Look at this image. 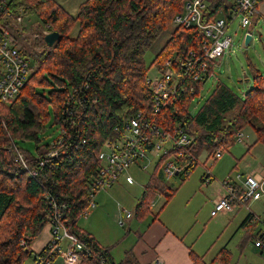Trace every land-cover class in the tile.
Segmentation results:
<instances>
[{
  "label": "trees",
  "instance_id": "trees-1",
  "mask_svg": "<svg viewBox=\"0 0 264 264\" xmlns=\"http://www.w3.org/2000/svg\"><path fill=\"white\" fill-rule=\"evenodd\" d=\"M184 1L87 0L74 18L54 0H23L26 15H37L60 38L53 47L35 42L30 54L34 69L27 84L11 105L0 103V264H25L32 244L54 219L83 243L82 264H116L110 249L102 247L79 222L87 209L89 183L100 168L98 155L108 140L120 137L129 118L141 115L173 132L183 128L195 137L188 149L193 158L206 152L208 159L218 150L226 151L235 143L236 133L249 126L255 130V144H264V73L254 68L253 86L243 99L219 81L192 115L190 105L203 86L195 84L192 92L188 81L182 80L176 95L155 112L147 83L150 68H161L168 60L177 68L176 60H184L203 43L199 30L179 27L170 32L152 64L145 62L146 51L172 25ZM225 3L217 0L211 13ZM76 24L79 34L72 38ZM51 121L67 134L62 146L40 140ZM32 141L37 144L36 154L19 147L20 142ZM14 145L24 154L29 171L15 160ZM50 152L57 156L48 158ZM41 160H48L44 169L38 165ZM161 164L138 202L133 214L137 220L152 215L151 203L157 194L168 203L177 192L161 182L157 174ZM197 167L181 177L187 179ZM252 223L256 222L249 214L242 227ZM253 239H264L262 230ZM46 250L47 246L39 255ZM190 258L193 264H211L194 252ZM215 261L229 264L231 253L224 248ZM120 264L139 262L127 251Z\"/></svg>",
  "mask_w": 264,
  "mask_h": 264
},
{
  "label": "built area",
  "instance_id": "built-area-1",
  "mask_svg": "<svg viewBox=\"0 0 264 264\" xmlns=\"http://www.w3.org/2000/svg\"><path fill=\"white\" fill-rule=\"evenodd\" d=\"M216 1L185 0L182 11L174 17L172 26L175 29H197L202 34L203 43L198 51H189L184 60H176L177 68L173 60H168L157 69L156 76H148L147 83L154 97L155 112L160 111L161 105L176 95L182 80L188 81L192 92H195V84L204 85L214 66L221 64L223 56L231 49L233 37L229 35V29L236 21L238 29L247 30V37L251 27L262 18L259 6L264 0H227V4H223L212 14L210 10ZM27 17L23 0H0V103L6 106L11 105L20 96L34 69V61L30 56L34 49L32 44L30 48L26 47V39L30 33L29 28L24 25ZM50 33V26H44L41 33H35L34 41L45 43V38ZM124 125L120 137L108 140L98 155L100 168L96 177L89 183L88 205L82 218H88L90 212L97 208L98 194L114 187L121 177H124L129 185L134 184L129 170L137 166L139 170L146 172L152 163L149 162L151 157H159L155 167L160 161L164 162L162 176L166 179L185 176L190 173L191 168L200 165V157L193 158L188 152L195 137L187 134L183 128L176 127L173 132L159 124L145 121L141 115L127 119ZM59 133V138L51 142L53 146H62L66 141V132ZM235 141H243L242 131L236 133ZM167 144H170V147H167ZM162 151L164 153L161 155ZM14 153L15 160L29 171L24 154L17 145H14ZM64 153L65 151L62 152ZM223 153V150H218L206 161H219ZM56 156V152L48 154V158ZM47 163L48 160H41L38 165L40 169H44ZM30 173L37 176L36 171ZM206 179H209V176ZM224 188L227 194L214 201L211 217L232 212L235 204L248 206L250 202L261 200L264 196V175L252 173L247 176L243 191H240L231 179L224 182ZM121 210L117 224L126 227V221L131 219L133 214ZM253 220L261 223L264 233V218L253 215ZM48 225L51 227V240L46 253L38 255L34 264H53L58 258L63 260V264H82L80 252L84 249L83 243L70 234L58 219L52 220ZM254 242L255 247L263 252L264 239H256ZM64 243L66 244L63 245ZM151 264H164V261L157 256Z\"/></svg>",
  "mask_w": 264,
  "mask_h": 264
},
{
  "label": "rangeland",
  "instance_id": "rangeland-1",
  "mask_svg": "<svg viewBox=\"0 0 264 264\" xmlns=\"http://www.w3.org/2000/svg\"><path fill=\"white\" fill-rule=\"evenodd\" d=\"M24 25L30 30L26 39L28 42L26 47L30 48V44H32L33 49H36L34 35L36 32L41 33L44 25L35 14L27 17L24 21ZM238 28V22L236 21L229 29V35L233 37V45L223 56L221 64H216L214 66L213 72L204 83L199 96L196 97L190 105L192 115H196L198 113L199 109L212 94L217 82L221 81L226 84L240 98L243 99L245 93L253 86L252 69L254 68L259 72L264 73V26H261V31L255 29L254 39L249 46H246L245 44L247 30H241ZM173 30H175L174 26L170 25L166 31L160 34V39L146 51L145 62L148 66L152 64L156 55L166 45L167 42L165 44L163 42L164 38H168V35L170 36V32ZM260 34L262 35L261 37ZM157 69V66L153 65L152 68H150L148 75L153 78L157 74ZM53 123L54 122L51 121L47 125L45 132L40 136V140L45 144H49L57 140L60 136L58 127L56 125L54 126ZM254 125H258V122L255 121ZM252 132L253 131L251 129H247L246 135L249 136L250 140L253 137ZM36 146L37 144L35 141L19 143V147L31 150L35 154ZM258 146L259 147L255 151L253 150L251 153H248L246 150L247 148L245 149L244 145L236 142L231 150V153L235 156L236 160H234L231 165L228 159L230 157L228 152L223 154V158L220 161H214L213 159L206 161L208 153L204 152L200 156V165L195 169L189 178H183V180L181 177H173L171 179L163 177L162 170L164 162L161 164L159 170H157L158 176L161 175L163 178L161 180L163 184L171 189L179 190L174 198V203H172L171 206H167V209L164 210L165 212L163 211L164 213L161 216V219L164 221V218L166 217L167 219L173 214V212H182L184 214L189 213L188 217L190 225L188 229H190L191 232L190 237L193 239L200 237L198 240L200 248H197L196 246V251L199 253V256L206 255V261L211 264L214 262H212L214 257L216 258L221 249L224 247H227L228 251L231 253V262L229 264H264V251L262 252L261 249L256 248L255 242H251L252 229L241 230L239 228L240 224L243 223L242 221H244V217L248 215L250 207L253 206V210L255 211H261L264 209L260 202L252 203L251 206L246 207L237 205L238 209L234 213L237 214L236 219L227 228L219 229L218 227H214V225L219 224L222 219L211 218L213 203L216 198L220 196L219 193L221 191L225 194L224 182L229 180V176H232V179H235L239 174L237 171H243L244 162L246 160H249L250 158H264V145L260 143ZM167 147H170V144H167ZM163 153L164 151L161 152V155ZM158 160L159 157H151L149 162L152 161V163L146 172L139 170L137 166H134L129 170V175L133 178L134 185H129L125 182L124 177H121L119 182L113 188L105 190L104 192L102 191L103 193H106V191L112 190L109 194H107V199L115 205L117 212L116 217L119 215V208L135 214L138 202L144 193L145 187L150 182V177L154 173L155 164ZM259 163L260 162L257 161L254 165L257 166ZM208 176L209 179H206ZM194 196L197 199H194ZM154 200L155 202L152 208V214L156 215L160 209V205L166 202V197L157 194ZM202 200L211 202L212 207L204 210L201 208L199 212H195L196 210H194V208L197 207L198 203H201ZM262 201H264V199ZM107 215L109 218L114 217L109 211H107ZM262 217H264V215H262ZM84 219L87 218H81V220ZM90 220L91 221L88 227L96 228L94 220L92 218H90ZM132 220L133 219H129L126 221L127 227L130 222H136L135 230L142 228L140 227L141 224H139L140 220L136 219L137 221L135 220L133 222ZM84 223H86V221H83V223L81 222L82 225ZM255 224L258 225L256 232L260 231L262 229L261 223L256 222ZM105 226L113 228V225L109 221L105 223ZM114 226L123 232H128L129 229V227H126L125 229L121 228L117 222ZM215 228L218 229L216 230ZM208 238L209 240H212H210L207 244L209 248H205ZM213 264L220 263L215 261Z\"/></svg>",
  "mask_w": 264,
  "mask_h": 264
},
{
  "label": "crops",
  "instance_id": "crops-1",
  "mask_svg": "<svg viewBox=\"0 0 264 264\" xmlns=\"http://www.w3.org/2000/svg\"><path fill=\"white\" fill-rule=\"evenodd\" d=\"M54 1L57 4H59L68 14L76 18L79 14L80 6L83 3H85L87 0H54ZM259 10H260L262 18L260 17V19H258L256 23L251 27L250 44L252 40L254 39V33L256 31L255 29H258L261 31L260 29L261 26L262 27L264 26V20H263L264 1L260 4ZM27 16L29 17L31 15H27ZM78 34H79V25L76 24L74 29L71 32V37L76 38ZM261 36L262 35L260 34V37ZM169 39H170L169 35H168V38L166 39L164 38L163 40L164 44ZM247 129H251L253 131L252 132L253 137L251 140L249 139V136L246 135ZM242 133H243V141L240 144L244 145L245 149L247 148L246 150L248 153H251L253 150L255 151L259 147L258 146L259 144H255L257 137H256L254 128L249 126L245 128L242 131ZM235 143L233 144L232 147H229L223 153L225 154V152H228L230 156L228 158L230 161V165L233 163L234 160H236L235 156H233L231 153V150L234 147ZM257 161L260 163L257 166H255L254 164ZM237 173L239 174L235 179H232V176H229L230 177L229 179H231L232 182L238 186L240 191H243L244 182L247 176H250L252 173L264 175V158H257V159L250 158L249 160H246L244 162L243 171L238 170ZM181 179L183 180L182 177ZM111 191L112 190L106 191V193H103L104 192L103 191L98 194L97 199H96L97 208L90 212V215L88 216L87 219L81 220L79 222V226L82 229L86 230L87 232L91 233L102 247L110 249V254L112 255L116 264H120L122 262V260L124 259L125 253L127 251H132L136 259L138 260L139 264H151L157 256L163 259L164 264H193L190 258V253L194 252L195 254H198L199 256V253L196 251V246L197 248L199 247L198 240L200 239V237H196V239H193L190 237L191 232H190V229H188L190 225L189 217H188L189 213L184 214L182 212H173V214L167 219L165 217L164 221L161 219V216L165 212L164 210L167 209V206H171V204L174 203L175 201L174 198L179 190H177L173 198L170 199L168 203L166 201L160 205L159 207L160 209L157 213L158 214L157 217H155V215L152 214V215L145 217L143 220L139 221L140 222L139 224H141L140 227H142L141 229L135 230L136 222H133V221H135L136 218L132 217L131 219H133L132 220L133 223L130 222V224L128 225L129 227L128 232H123L114 226V224L117 222L118 216L116 217L117 212H116L115 205L113 204V202L107 199V194H109ZM223 194L224 192L221 191L219 193L220 196L216 199H221L225 197L227 194L226 190H225V194L224 195ZM194 199H197V198L194 196ZM263 199H264V196L259 201L250 202L248 206H251L252 203L260 202L261 205L264 207V201H262ZM153 202H155V200ZM163 206H165L164 209H162ZM238 206H243V205H238ZM246 206L247 205H245V207ZM151 207L153 208L152 203H151ZM210 207H212L211 202L202 200V202L198 203L197 207H195L194 210H196L195 212H199L201 208L204 210L206 208L210 209ZM121 209L122 208H119V213L120 211H122ZM237 209H238L237 204H235L232 212L220 213L215 217H211L212 219H217V218L222 219V221L219 224L214 225V227H218L219 229L229 227L232 224V222L236 219L237 214H234V213L236 212ZM107 211H109L114 217L109 218V216L107 215ZM249 214L258 216L261 219H263L264 217H262V215H264V209H262L261 211H255L253 210V206H252L249 208L248 215ZM248 215H246L243 220H245L248 217ZM90 218L94 220L95 222L94 225L96 226V228L88 227L91 221ZM83 221H86V223L82 225L81 222L83 223ZM107 221H109L113 225V228H108L105 226V223ZM242 224L243 223H241L239 226L241 230L252 229L251 236L259 235L260 231L262 230L261 229L260 231L256 232L258 225H256L255 223H252V224H249L243 227H242ZM126 227H121V228L125 229ZM218 228H215V229L217 230ZM51 235H52L51 227L50 225H47L43 229L38 239L32 244L31 246L32 255L25 262V264L35 263L37 255H39L50 242ZM210 240L209 238H208V242L206 240L207 243H206L205 248H209L207 244L209 243ZM254 241L255 239H253L251 242H254ZM65 244L66 243H64L63 245ZM224 248L227 249V247H224ZM203 256L206 261V255H203ZM214 260H215V257L212 260V262ZM206 262L209 263L208 261ZM53 264H63V260L61 258H58Z\"/></svg>",
  "mask_w": 264,
  "mask_h": 264
},
{
  "label": "water",
  "instance_id": "water-1",
  "mask_svg": "<svg viewBox=\"0 0 264 264\" xmlns=\"http://www.w3.org/2000/svg\"><path fill=\"white\" fill-rule=\"evenodd\" d=\"M59 38H60V34L59 33L51 32L48 36H46L45 43H46V45L48 47H53L54 44L58 41ZM250 41H251V36L248 35L246 37V41H245L246 46H249Z\"/></svg>",
  "mask_w": 264,
  "mask_h": 264
},
{
  "label": "bare ground",
  "instance_id": "bare-ground-1",
  "mask_svg": "<svg viewBox=\"0 0 264 264\" xmlns=\"http://www.w3.org/2000/svg\"><path fill=\"white\" fill-rule=\"evenodd\" d=\"M153 101H154V97H153ZM155 109V108H154ZM149 123H151L152 124V122H149ZM28 165V164H27ZM29 166V165H28Z\"/></svg>",
  "mask_w": 264,
  "mask_h": 264
}]
</instances>
